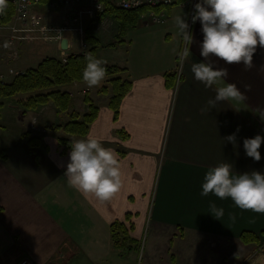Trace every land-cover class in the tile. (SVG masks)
Listing matches in <instances>:
<instances>
[{
	"label": "crops",
	"instance_id": "crops-1",
	"mask_svg": "<svg viewBox=\"0 0 264 264\" xmlns=\"http://www.w3.org/2000/svg\"><path fill=\"white\" fill-rule=\"evenodd\" d=\"M89 3L90 0H83L81 6ZM77 5L72 0L54 3L45 0L31 9L28 20L41 26H62L68 16H73ZM166 12L167 20L161 24L141 14L136 27L149 29L145 33H166L167 41L173 30L180 34L175 17L182 16L193 35L191 55L183 65L179 62L176 67L168 64L140 71H132L129 65H119L115 60L105 61L123 68L122 78L132 82L118 121H114V112L109 107L111 91L101 94V87L96 98L84 82H75L60 88L72 94L68 112L58 114L52 101L36 109H26L27 118L21 119V124L30 127L36 123L37 131L42 132L28 129L42 141L40 146L32 148L23 137L19 118L16 120L19 126L13 128L10 125L16 121L9 118L16 113L9 108L12 101L21 96L26 100L29 94L5 100L0 117V150L6 151L8 157L0 160V264H18L25 258L36 264H67L77 255L93 260V264H135L139 258L140 264H264V247L259 250L264 243L261 236L264 214L241 210L230 198L200 195L207 170L221 162L232 164L238 174L252 171L264 174V143L259 149L258 162L248 157L243 147L245 138L264 136V48L257 47L254 67L248 71L242 64L216 61L217 67L228 68L229 76L220 84L206 88L191 72L192 63L204 60L200 55L201 23L193 24L189 20L190 10L180 5L169 7ZM100 21L85 17L89 49L93 46L88 40L89 33L99 41L98 52L106 47L120 51L133 43L128 36L130 30L120 36L119 23L115 20L107 30L98 32ZM78 25L72 24L65 35L70 40L69 52L63 51L59 43L49 41L60 50V57L56 58L81 52L82 37L74 31ZM7 35L6 29L0 30V41ZM180 38L176 48L179 51L173 57H179L185 47L182 35ZM79 43V50H74ZM17 47L20 58L16 61L6 62L0 55V72L8 82L15 77L9 72L11 68L25 72L46 57H52L41 55L34 44ZM32 51L38 59L28 57ZM167 73L176 74L173 88L166 85ZM229 82L242 92L245 85H250L251 90L245 93L247 99L223 101L210 110L207 101L215 96V88ZM87 89L99 108L98 118L85 137L72 139L92 137L117 153L122 184L107 202L85 198L68 186L64 173L70 151L62 154L63 147L58 141L66 134L54 129L56 124L66 123L71 112L82 115L87 112L84 101ZM233 133H236L235 146L224 140ZM210 202L224 209L221 220L210 214ZM117 220L125 222L129 229L133 225L130 236L134 242L126 244L132 250L114 245L111 225ZM244 232L257 234L260 242L244 243L241 239Z\"/></svg>",
	"mask_w": 264,
	"mask_h": 264
},
{
	"label": "clouds",
	"instance_id": "clouds-1",
	"mask_svg": "<svg viewBox=\"0 0 264 264\" xmlns=\"http://www.w3.org/2000/svg\"><path fill=\"white\" fill-rule=\"evenodd\" d=\"M7 7L8 0H0V15L5 13ZM194 9L191 20L193 24L197 21L201 23L203 41L200 55L204 58L203 62L191 64L195 80L206 88H212L227 78L228 68L217 67L216 61H223L227 65L242 64L245 71L251 70L257 47L264 48V0H200ZM175 23L185 45L179 52V62L183 65L191 55L193 35L182 16H176ZM67 42L68 45L70 40ZM84 58L87 63L82 72L83 82L88 88L99 87L107 76V70L102 66L105 61L96 58L92 52H86ZM244 88L242 92L231 82L215 88V96L207 101L209 109L216 108L223 101L246 100L245 93L251 90V86L245 85ZM239 131L238 127L236 132ZM224 140L235 146L236 133ZM262 143L264 136L259 134L254 138H245L243 147L246 155L260 161ZM70 148V159L64 173L68 186L85 198L95 197L100 202L113 198L122 184L117 153L92 137L75 140ZM201 187V196L212 194L222 200L230 198L241 210L264 214V174L259 171L238 174L234 172L232 164L221 162L207 170ZM209 211L217 220L224 216V209L214 202H210ZM230 218L235 219L231 214Z\"/></svg>",
	"mask_w": 264,
	"mask_h": 264
},
{
	"label": "trees",
	"instance_id": "trees-1",
	"mask_svg": "<svg viewBox=\"0 0 264 264\" xmlns=\"http://www.w3.org/2000/svg\"><path fill=\"white\" fill-rule=\"evenodd\" d=\"M102 1L105 10L100 14V19L109 18L111 22L112 20L118 22L120 36H125L131 28H135L138 25L139 16L146 10L127 11L117 7L112 0ZM14 15L15 6L8 2L5 13L0 15V24L7 25L13 20ZM88 40L92 42L93 46L87 52H92L98 58L97 44H99V41L90 33L88 34ZM84 54L72 53L66 58V61L56 57H46L35 68L16 75L11 82L3 80L0 72V117L5 100L13 98L18 94H29V97L23 102L26 109H36L40 105H45L52 101L58 114L61 115L68 112L72 107V94L60 88L75 82H83L82 72L87 63ZM102 66L106 68L107 76L111 78L108 80V85L101 88L100 93L108 94L110 91L112 92L109 99V107L114 112V121H118L122 102L130 92L132 82L122 78L120 74L124 72V69L120 66L105 63ZM175 77L176 74L174 73L166 74V85L168 88L175 86ZM84 101L88 107L85 114L82 115L73 111L66 123L56 124L54 127L56 130H63L66 134V136L58 138L60 146L63 147L62 154L71 151L72 137H85L91 125L98 118L99 108L91 98L89 92L86 93ZM119 133H125V137L128 136L126 132L120 131ZM23 137L27 139L29 146L32 148L42 144L41 138L32 136L30 132L25 133ZM7 157L6 151L0 150V160H4ZM129 219L130 215L127 214L126 220ZM132 229V224L129 229L125 222L121 220L112 223L111 234L116 248L122 249L125 247L126 250H132L130 246H126L127 243L134 242V239L130 236ZM261 236L264 238V231L261 233ZM241 239L244 243L250 244L260 242L261 237L252 232H244Z\"/></svg>",
	"mask_w": 264,
	"mask_h": 264
},
{
	"label": "built area",
	"instance_id": "built-area-1",
	"mask_svg": "<svg viewBox=\"0 0 264 264\" xmlns=\"http://www.w3.org/2000/svg\"><path fill=\"white\" fill-rule=\"evenodd\" d=\"M44 0H8L15 6V15L13 20L7 25H1L0 29H6L8 35L5 40L0 41V49L2 50L3 59L6 62L16 61L20 58V52L17 47L18 44H25L35 41H56L61 44L65 35L71 30L72 24H79L74 28V31L82 37L81 41V53H86L87 50V36L86 26L84 25L85 17H89L91 20L100 19V14L104 12L105 6L102 0H90V3L83 7L81 3L83 0H72L78 4L74 11L73 16H68L66 23L62 26H41L32 24L29 22V14L31 9L39 5ZM52 3L62 2L64 0H49ZM115 5L123 10L127 11H139L146 9L142 13L143 18H149L156 23H164L167 20L166 9L175 5H180L187 8L193 16L195 9L194 5L200 0H112ZM111 19L105 18L99 22L97 31L107 30L111 25ZM71 47L69 43V48ZM66 61V57L62 58ZM14 76L21 72H17L11 68L9 70ZM1 78L6 80L4 73H1ZM34 126V124H32ZM264 247V243L260 244L259 250ZM18 264H36L30 259H22Z\"/></svg>",
	"mask_w": 264,
	"mask_h": 264
},
{
	"label": "rangeland",
	"instance_id": "rangeland-1",
	"mask_svg": "<svg viewBox=\"0 0 264 264\" xmlns=\"http://www.w3.org/2000/svg\"><path fill=\"white\" fill-rule=\"evenodd\" d=\"M185 12V11H184ZM186 14V12H185ZM189 20H191L190 14H189ZM1 27V24H0ZM4 30V29H0ZM148 32L149 29H142V26L135 27L134 29H130L129 31V38L131 37L133 39V43L131 45H126L121 48L120 51L112 50L111 47H106L105 49H102L98 52V58L102 59L103 61H113L115 60L119 65H129L130 69L132 71H140V70H152L156 69L161 66H168L173 65V67H176V64L179 63V57L175 56L173 57V54H177L179 49H176L177 46L179 47V44L181 42V38L179 39L180 34H176V31H172L173 36H169L167 41L165 40L166 33H145ZM56 42V41H54ZM28 44H34L35 48L39 49L41 51V55L43 54L44 57L46 56H52V57H60V50L57 49V46L50 43L49 41H35V42H28ZM182 44L184 46V42L182 41ZM80 43L76 46V49L79 50ZM128 48L130 50H128ZM88 47L86 52L88 51ZM37 50V51H39ZM69 52V51H68ZM69 54V53H68ZM2 56V50L1 54ZM36 56V59H38L39 56L34 53V51L30 52L28 57L34 58ZM121 76L123 74H120ZM9 79H11L10 75H8ZM110 76H106L105 80L102 82V84L99 87H93L91 88V92L87 89L85 90V93L90 92L91 95L94 97H99L98 89L108 85V80L110 79ZM86 95V94H85ZM12 99V98H11ZM25 100L24 96L17 97L14 101H12V105H9L10 109L15 110V114L9 116V118L14 119L15 121L19 118V122L21 119H26L25 117L27 113V109L23 105V102ZM46 105V104H45ZM4 109V106L2 107L1 111ZM21 109V110H20ZM7 113V112H6ZM8 116V115H7ZM25 117V118H24ZM16 123H11L12 126H19ZM30 123V122H29ZM15 124V125H14ZM34 126L26 127L25 123L21 124L23 126V135L28 132V129H30V132L35 133H42L41 131H37V124L33 123ZM27 125V124H26ZM14 130V129H12ZM33 134V133H32ZM31 134V135H32ZM33 136V135H32ZM140 259V258H139ZM139 259H136L135 264H140ZM93 261V260H91ZM90 260L87 258H82L81 256L72 259V261L67 262V264H93Z\"/></svg>",
	"mask_w": 264,
	"mask_h": 264
},
{
	"label": "water",
	"instance_id": "water-1",
	"mask_svg": "<svg viewBox=\"0 0 264 264\" xmlns=\"http://www.w3.org/2000/svg\"><path fill=\"white\" fill-rule=\"evenodd\" d=\"M63 39H66V40H65L63 43H62V41H61V48H62L63 50H65V49L68 50V48H69V44L67 45V43H68L67 40H68V39H67V38H63ZM63 39H62V40H63Z\"/></svg>",
	"mask_w": 264,
	"mask_h": 264
}]
</instances>
